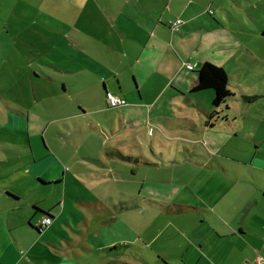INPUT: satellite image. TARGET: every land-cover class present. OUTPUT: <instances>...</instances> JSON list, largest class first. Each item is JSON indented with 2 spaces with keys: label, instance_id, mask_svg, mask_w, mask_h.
<instances>
[{
  "label": "crops",
  "instance_id": "crops-1",
  "mask_svg": "<svg viewBox=\"0 0 264 264\" xmlns=\"http://www.w3.org/2000/svg\"><path fill=\"white\" fill-rule=\"evenodd\" d=\"M258 3L77 0L78 16L64 21L63 33L54 36L48 29L45 47L35 53L48 60L33 69L37 79L39 72H49L47 81L33 80L32 89L21 82L14 97L0 95V264H264V134L245 132L250 158L214 156L212 151L218 146L215 128L219 136L238 134L247 118L229 112L239 99L232 86L246 109L264 99V65L226 70L227 63L246 56L264 63L262 45H247L257 39L240 36L248 28L264 37L259 11L264 4ZM177 18L184 24L173 31ZM206 61L223 67L229 77L234 95L220 106L214 105L211 89L192 91L198 79L194 72ZM106 91L127 103L110 107ZM39 104L58 112L39 109ZM187 106L197 111L195 125L192 119L183 125L176 120ZM60 120L63 125L52 134L50 126ZM181 127L190 131L191 142L183 139ZM86 135L100 142L99 149L87 144ZM84 136L82 155L74 156L79 163L61 174L53 172L54 166L63 169L69 163L52 137ZM144 146L156 149L162 162L190 165L202 173L141 182L134 180L133 171L126 177L128 162L151 163ZM72 181L77 189L69 188ZM50 185L59 198L45 208L40 202L47 194L38 192ZM112 185L114 192L101 193ZM183 191V199H172ZM67 205L79 229L69 221L64 225L78 239L57 222ZM119 211L126 216L124 227L114 222ZM45 215L52 223L39 232ZM57 234L65 243L54 245Z\"/></svg>",
  "mask_w": 264,
  "mask_h": 264
},
{
  "label": "rangeland",
  "instance_id": "rangeland-1",
  "mask_svg": "<svg viewBox=\"0 0 264 264\" xmlns=\"http://www.w3.org/2000/svg\"><path fill=\"white\" fill-rule=\"evenodd\" d=\"M258 7L261 6V4H264V0H253L254 3L258 2ZM77 0H0V88H4L5 91L1 92L0 95L4 97L5 95L7 97H14L17 92V87L19 83L24 82L26 83L27 88L31 86V82L33 80H40L41 82L47 81L46 77L49 75L47 71L45 72H39V74L42 76L40 79H37L35 77L34 70H38V67L43 65L45 66L46 62L48 60V57H45L46 54H42L40 57H36L35 53L38 50H42L43 47H45L46 43L44 40L46 37L43 38V35L48 32V29L53 31L54 36L58 35V33H63L59 30L62 28V24L66 20H70L72 18H75L78 16L79 10L76 5ZM215 9L216 5L213 6ZM264 17V10H259ZM245 19L248 17L244 14ZM249 22V21H248ZM249 28L256 29L251 24H248ZM50 31V32H51ZM245 31V32H244ZM243 32H241L240 36L241 38H246L248 40L250 37H254L257 39V42L251 41L250 43L247 42V45H252L254 48L262 45L261 49L264 50V37H261V32L257 33L255 30H249L248 28H245ZM261 37V38H259ZM58 37H54V40H56ZM214 59V58H213ZM215 60V59H214ZM217 63L220 65L222 64V60H218ZM239 64V65H237ZM242 64H252V65H264V63L260 60H250L247 56L245 58H242L240 61L235 62L231 61L226 64V70L229 73H233L236 70L239 69V66ZM45 68V67H44ZM194 75H197V72H194ZM233 85L232 83H230ZM264 86V84H262ZM231 88L233 91H235L239 99L234 100L231 104L233 105L232 110L229 112L233 114H246V121L243 126V129L240 130V132L237 134V132L232 131L231 135H222L219 136V133H217V130L215 128L216 138L217 140L216 144L218 146H214L212 149L213 155H236L237 157H245L250 158L252 157V149L250 148V144L248 143V140L245 137V132H253L257 135L264 134V121L260 119H264V99L260 101L259 104H253L250 108H244L242 106L241 102V93L239 92L236 85L232 86ZM12 88V89H11ZM230 88V86H229ZM11 89V90H10ZM33 91V90H31ZM213 91V90H212ZM201 92H211L210 89L201 91ZM214 92V91H213ZM200 93V92H198ZM197 94V93H195ZM205 94V93H204ZM0 96V104L3 101V98ZM264 97V96H263ZM10 99V98H8ZM35 99V98H34ZM9 102V101H8ZM26 105H30V101L26 103ZM38 108H42V105H38ZM45 111H53L58 112L57 110L49 109V107H43ZM110 113V112H108ZM112 113V112H111ZM54 118L58 117L57 114L52 115ZM180 118L182 125L187 123L186 119H192L194 121L195 125V119L198 118L197 111L189 106L186 107L185 110H181L180 113L176 115V120ZM195 118V119H194ZM66 123V122H64ZM242 122H240L241 124ZM74 126V122H72ZM200 124H201V117H200ZM237 124V123H236ZM63 125L62 121H55L52 126H50V131L56 133L60 126ZM62 131H65V127H61ZM176 130V129H175ZM220 131H228L226 129H220ZM164 135L170 136L168 131L163 130ZM146 133L149 134L148 128L146 130ZM179 133L181 135H184L183 139H187V141L191 142L190 140L192 137L187 136L190 131L184 130L182 127L180 128ZM193 133V132H192ZM87 136V135H86ZM88 137V136H87ZM228 137L230 139H228ZM53 144L56 147V150L58 153L62 156H65L68 160L69 164H64L63 169L59 166H54L52 169L53 172L62 173L67 171L68 167L70 165H74L76 163H79L77 158L80 154L78 151L84 150L82 144L85 143L86 137H70L67 140L59 139L52 137ZM193 139V138H192ZM204 144L203 146L206 148L208 147L203 140ZM91 144V146L94 149H99L100 142L93 140L91 137H88V143ZM167 147L170 144V142L167 143ZM214 145V143H213ZM135 151L139 150V147H133ZM180 149H185L182 146H179ZM220 148V149H219ZM179 149V150H180ZM144 154L149 158V161L151 162L148 165H142L140 163H136V161L128 162L125 167L129 171L128 175L124 174L126 177H130L129 174L135 173L134 180L141 182L142 180L147 181V179L153 178V179H170L173 174L177 177L186 175L187 177H193L194 174L200 175L202 173L200 170H195L190 165H183L181 168H179L180 163H178L176 166L174 162L172 161H164L158 160V157L156 156L157 150L152 149L148 146H144L143 149ZM134 159L136 157H139L138 155H132ZM178 158L184 160V156L182 153H179ZM232 164V163H231ZM76 169V168H75ZM80 169V168H77ZM94 168H91V170ZM133 169V170H131ZM95 170H98L97 168ZM126 173V172H125ZM20 176V174L15 175V181ZM62 177V176H61ZM80 180V179H79ZM194 179L193 181H195ZM63 181V180H62ZM18 181L17 183H19ZM88 182H93V184L96 185V181L93 179L88 180ZM64 184V181L62 182V185ZM60 185V184H59ZM25 188H28V185H24ZM73 187L74 189H77L75 182H70L69 188ZM114 192L115 185L112 186H106L101 190V193H108ZM28 193L32 192V190H28ZM37 191L33 192L31 194V197L35 195ZM40 193V196L43 194H47L46 196H41L42 198L45 197V199L40 202V205H42L45 208H49L52 204H54L56 201H58L59 195L55 192V186L50 185L47 187L42 188V192ZM99 195V194H98ZM186 195V192H182L181 195H175L172 197L174 200H181ZM120 202V201H118ZM27 202L23 201L22 209L23 211H26L28 209ZM58 207V206H57ZM70 205H67V208L65 211H61L58 214V217H60V220L57 221L61 223L62 228H66L72 238L78 239L77 234L71 229L67 228L66 225L67 221H69L76 229H79L76 218L73 216L70 209H68ZM30 209V207H29ZM166 219H162V221H165ZM117 226L124 227L126 225V216L123 212L117 213L116 218ZM51 225V224H50ZM50 225L48 227H50ZM116 226V227H117ZM57 240L53 239L54 245H57V243H65V240L63 237L59 234ZM76 259V258H75ZM6 260V258H5ZM80 260V259H79Z\"/></svg>",
  "mask_w": 264,
  "mask_h": 264
},
{
  "label": "trees",
  "instance_id": "trees-1",
  "mask_svg": "<svg viewBox=\"0 0 264 264\" xmlns=\"http://www.w3.org/2000/svg\"><path fill=\"white\" fill-rule=\"evenodd\" d=\"M210 10H212V9L208 10L209 13H210ZM212 13H213V11H212ZM177 19H179V18H177ZM170 27L172 29V23H171ZM173 31H175V30H173ZM263 33H264V31H263ZM191 65H193V64H191ZM194 68H195V65H193V69ZM193 69H190V70H193ZM196 72L198 75V79H197V82L195 83V85L192 87V91L193 92H199V91H204L207 89L213 90L215 93L214 101H213L214 105L220 106L223 103H226L228 101V99L234 95L233 92L231 91V89L229 88V77H228V74L223 67L218 66L212 62L206 61V62H203L202 64H200V67L196 70ZM35 207H37V206H35ZM37 209L41 213H45V214L49 213L48 211L42 210L39 207H37ZM47 217L52 220V217L46 216V215L42 218V220L44 218H47ZM48 226L41 227V225H40L38 227V231L41 232L42 230H44Z\"/></svg>",
  "mask_w": 264,
  "mask_h": 264
},
{
  "label": "built area",
  "instance_id": "built-area-1",
  "mask_svg": "<svg viewBox=\"0 0 264 264\" xmlns=\"http://www.w3.org/2000/svg\"><path fill=\"white\" fill-rule=\"evenodd\" d=\"M213 10H210V13H212ZM184 21H182L180 18L172 21V29L175 31L180 30L182 24ZM187 67L189 69H193V65L188 64ZM106 99L110 107H118L125 105L127 103V100L121 97L116 96L113 92L107 91L106 92ZM41 227H46L49 224L52 223V220L50 218H44L41 222Z\"/></svg>",
  "mask_w": 264,
  "mask_h": 264
}]
</instances>
